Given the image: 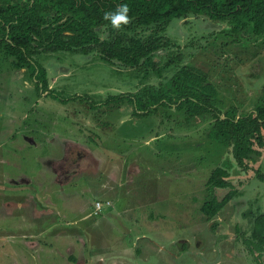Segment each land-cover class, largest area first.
<instances>
[{
	"label": "rangeland",
	"instance_id": "374dc122",
	"mask_svg": "<svg viewBox=\"0 0 264 264\" xmlns=\"http://www.w3.org/2000/svg\"><path fill=\"white\" fill-rule=\"evenodd\" d=\"M226 29L199 16L173 21L163 33L173 46L156 55L162 77L106 63L97 52L35 59L49 89L98 103L170 88L177 71L192 66L209 74L222 114L244 115L264 102V38L237 49ZM98 32L110 37L108 27ZM15 62L0 51V264H264V251L252 254L246 244L256 213H264V183L208 141L212 116L187 122L160 109L138 120L130 103L65 105L39 96L29 69ZM224 162L232 182L249 181L208 220L199 208ZM215 193L222 199L227 191Z\"/></svg>",
	"mask_w": 264,
	"mask_h": 264
},
{
	"label": "trees",
	"instance_id": "16d2710c",
	"mask_svg": "<svg viewBox=\"0 0 264 264\" xmlns=\"http://www.w3.org/2000/svg\"><path fill=\"white\" fill-rule=\"evenodd\" d=\"M125 3L129 7V22L114 30L103 15ZM189 16L227 24L226 34L237 49L253 39L264 38V0H0V50L16 58V69H29L36 77L39 92L65 105L81 101L96 110L130 103L132 115L138 120L149 119L160 109L182 112L187 122L212 116L208 141L228 148L236 168L246 174L254 172L264 183L260 164L264 158V102L244 115L237 108L222 114L215 106L218 91L209 74L188 65L173 76L170 88L144 87L136 93L110 96L102 103L92 102L88 95L65 97L62 92L49 89L47 71L35 61L43 54L97 52L106 63L119 62L145 77H162L163 69L157 64L156 55L173 46L163 33L173 21ZM103 27L110 29L107 40L99 37L98 31ZM144 28L156 29L144 37L138 32ZM178 62L182 63L181 57ZM231 170L232 165L224 162L207 181V196L199 211L208 220L216 218L249 181L246 175L235 184ZM216 191L227 193L220 199ZM246 244L252 254L264 251V214L256 218Z\"/></svg>",
	"mask_w": 264,
	"mask_h": 264
},
{
	"label": "clouds",
	"instance_id": "9594fccd",
	"mask_svg": "<svg viewBox=\"0 0 264 264\" xmlns=\"http://www.w3.org/2000/svg\"><path fill=\"white\" fill-rule=\"evenodd\" d=\"M128 12V5L126 3L121 4L115 11L105 12L103 19L107 21L114 30H120L121 25H126L129 22Z\"/></svg>",
	"mask_w": 264,
	"mask_h": 264
},
{
	"label": "flooded vegetation",
	"instance_id": "af4514ba",
	"mask_svg": "<svg viewBox=\"0 0 264 264\" xmlns=\"http://www.w3.org/2000/svg\"><path fill=\"white\" fill-rule=\"evenodd\" d=\"M1 51V50H0ZM52 54H56V53H52ZM43 55H46V54H43ZM41 56V55H40ZM37 57H39V56H37ZM37 57H35V58H37ZM14 58V57H13ZM16 59V58H15ZM35 61H36V59H35ZM45 68V67H44ZM46 69V68H45ZM47 71V70H46ZM31 73V72H30ZM31 77L34 79V81H35V90L39 93V96H41V97H43L44 95H47V93H43V92H39L38 90H37V87H36V77H34V76H32V74H31ZM47 80H48V73H47ZM48 85H49V80H48Z\"/></svg>",
	"mask_w": 264,
	"mask_h": 264
},
{
	"label": "crops",
	"instance_id": "0c3cea01",
	"mask_svg": "<svg viewBox=\"0 0 264 264\" xmlns=\"http://www.w3.org/2000/svg\"><path fill=\"white\" fill-rule=\"evenodd\" d=\"M262 163H263V160H262ZM262 163H261V167H262ZM254 179H257V178H254ZM260 182H261V181H260ZM262 183H263V182H262ZM244 187H245V186H244ZM243 189H244V188H243ZM263 214H264V213H261V214L258 215V213H256V218L259 217L260 215H263ZM256 218L252 220L253 227H254V223H255Z\"/></svg>",
	"mask_w": 264,
	"mask_h": 264
},
{
	"label": "built area",
	"instance_id": "2783aa9c",
	"mask_svg": "<svg viewBox=\"0 0 264 264\" xmlns=\"http://www.w3.org/2000/svg\"><path fill=\"white\" fill-rule=\"evenodd\" d=\"M107 204L110 205V203H107ZM104 206H105V205H104L103 203H101V202H98V203H97V209H98V210L102 209Z\"/></svg>",
	"mask_w": 264,
	"mask_h": 264
}]
</instances>
